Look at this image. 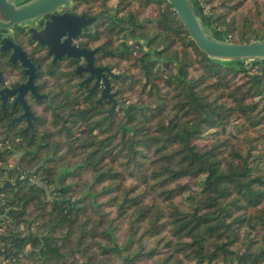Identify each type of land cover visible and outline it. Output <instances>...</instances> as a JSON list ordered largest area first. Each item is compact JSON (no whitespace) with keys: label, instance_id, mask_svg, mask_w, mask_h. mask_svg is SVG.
<instances>
[{"label":"trees","instance_id":"16d2710c","mask_svg":"<svg viewBox=\"0 0 264 264\" xmlns=\"http://www.w3.org/2000/svg\"><path fill=\"white\" fill-rule=\"evenodd\" d=\"M112 1L76 6L96 13ZM190 2L222 41H264L256 0ZM114 6L135 43L118 58L105 28L98 56L120 74L123 107L78 102L73 86L25 137L0 133V179L21 154L22 174L38 167L44 186L58 180L53 202L35 186L8 192L5 208L25 211V244L40 242L56 264H113L115 249L123 264H264V96L248 73L257 66L207 57L165 0Z\"/></svg>","mask_w":264,"mask_h":264},{"label":"flooded vegetation","instance_id":"af4514ba","mask_svg":"<svg viewBox=\"0 0 264 264\" xmlns=\"http://www.w3.org/2000/svg\"><path fill=\"white\" fill-rule=\"evenodd\" d=\"M10 1L17 3L21 0ZM76 1L77 0H74L71 2V4L74 6L73 12L77 16L84 14L86 18L96 17L108 8L115 10L113 14H109L107 16V18L111 17L112 22H117L118 19H122V17H124L120 11H118L116 6L103 7L96 13H89L87 10H84V7L77 8ZM0 19L3 20L1 16ZM42 21V18H40L32 22L25 23L23 25L17 26L9 33L12 37V40L19 44L20 48L23 52H25L29 61L34 65L35 76L33 79V87L36 88L39 98H37L30 90H23L22 93L17 92L14 96H8L3 103V108L2 102H0V133H2L5 137H12L14 135L22 138L25 137L26 132H31L35 124L41 119L40 111L46 107L54 108V102L64 103L62 98L66 95L67 90L73 86H75V88L71 89L68 94L69 97L75 94V96L78 97V102L84 98V100L87 101L91 100L95 106L107 104V109L102 111H106L110 114L114 110L121 108V106L116 105L112 112H110L109 109L111 108L112 103L108 98H104L100 101V103H96L101 97V91L103 89V81L101 78L98 83H96V79L94 77L88 83L81 84L82 81L90 77V75L84 71L76 72L79 66L83 68L85 67L83 59L76 60L64 58L52 63V57L48 56V50L46 46L39 45L38 43L31 40L30 34L27 32L28 28H40ZM127 24L129 25L133 23H130L129 21ZM114 27L115 28H110L108 27V23L103 22L98 24L95 28V35H85L84 32L81 31L80 35L75 38L72 43L90 51L95 50V53L93 54V64L96 68L103 69L107 67L111 69L112 75H108L105 71H102L101 73L110 84L109 93L113 95V99L121 103L120 96L117 94L118 91H116L118 88H116L117 86L113 84V81L120 78V74L113 66H109L100 60V56H98V52L104 50L102 42L98 41V35L101 33V31L107 28L111 33H113V41L117 37H121V32L118 31L119 26L115 25ZM2 33L6 34L5 32ZM120 41H122V39H120L117 43L118 52H115V56L117 54L118 58L120 57L121 50L123 49ZM11 53V50L0 53V90L6 89L8 92L16 91L28 81V75L26 74L27 69L23 68L19 62H9ZM45 62L47 64L43 65ZM58 79L60 80V83L56 81ZM19 95L21 97L20 99L25 103L29 109V112L31 113V127L29 128H27L28 123L26 120L24 118H20L24 113V109L23 105L20 103V99L17 101V97ZM20 156L21 154L18 155L19 160ZM43 164L44 162L42 161L41 165ZM37 168L38 167H35L33 171L36 172ZM30 172L31 171L28 173ZM35 172L31 175V180H39L41 182L42 177L36 176ZM12 175L9 176V178H1L0 186L3 185L4 181H9L10 185L14 184L16 176L14 171ZM21 176L23 177L25 175L21 173ZM41 184L43 183L41 182ZM25 185L26 184L18 185L16 188L8 189L0 194V264H56L55 259L42 258L40 242L36 244L37 241L35 240L34 245H31L30 243L25 244L26 228L23 224L25 211L19 208L20 206L22 207V203L21 205L19 204L18 210L15 209V202H12L11 204L13 207L5 208L7 199L12 197L11 194H8V192L16 191L18 188ZM47 188L51 189L54 187ZM55 191L56 190L50 194V198H54L56 200ZM14 214H17L18 216H15ZM15 217H17V219H15ZM37 239L40 241V235H38Z\"/></svg>","mask_w":264,"mask_h":264},{"label":"water","instance_id":"95a60500","mask_svg":"<svg viewBox=\"0 0 264 264\" xmlns=\"http://www.w3.org/2000/svg\"><path fill=\"white\" fill-rule=\"evenodd\" d=\"M74 0H21L14 3L10 0H0V53L12 51L9 62H19L20 65L27 69L26 74L28 75V81L25 85L21 86L16 91L8 92L6 89L0 90V102H5L8 96H14L17 92L22 93L23 90H30L37 98H39L36 88L33 87L34 79V65L29 61L25 52L22 51L19 44L12 40L9 34L17 26L23 25L28 22L42 18V24L40 28L29 27L28 33L32 41L39 45L46 46L48 50V56L52 57V63L62 59H76L84 60L85 67L79 66L76 72L84 71L90 75L89 78L82 81V83H88L95 77L96 83L99 82L100 78L103 81V89L101 91V97L96 103L104 98H108L112 103L110 112L116 105L121 107L122 104L113 99V95L109 93L110 84L107 79L103 77L102 71H105L108 75H112L110 68L99 69L93 64V54L95 50H87L86 48L74 45L72 42L75 38L80 35L83 31L85 35H95V28L98 24L103 22L108 23V27L115 28V25L119 26V32H125L131 30L127 25L129 22L128 18L118 19L117 22H112L111 17L107 16L115 12L114 9H105L96 17L86 18L84 14L77 16L73 12L74 6L71 4ZM171 7L174 13L177 15L181 24L186 28L188 35L197 46V48L203 52L207 57L222 60V61H242L250 60L249 65L240 67L241 70L249 69L252 66H257L259 75L254 76V83H258L259 87L256 89L258 96H264V41H251L243 44H232L225 41H221L210 37L204 31L199 18L195 12V9L191 5L190 0H165ZM70 4V5H68ZM199 13L202 11L199 8ZM204 25L209 26L211 23L210 18L203 20ZM212 31H216V27L211 28ZM5 32L6 34H3ZM126 35V33H124ZM124 35V36H125ZM122 46V44H121ZM9 94V95H8ZM17 101L21 98L20 95L17 97ZM15 101V102H17ZM20 103L23 105L24 113L20 118H24L28 123V127H31V113L28 107L20 99ZM19 157L13 166L15 172L14 184H9V181H4L3 185L0 186V194L8 189L16 188L18 185L26 184L29 186H36L43 190L47 196V200L54 201V198H50V194L57 190L58 180L54 188L48 189L46 186L41 184L39 180L32 181L31 173H27L24 177L21 176V172L18 169ZM60 204L64 201L58 200ZM69 203V201H66ZM126 261L117 253V259L114 264H122Z\"/></svg>","mask_w":264,"mask_h":264},{"label":"rangeland","instance_id":"374dc122","mask_svg":"<svg viewBox=\"0 0 264 264\" xmlns=\"http://www.w3.org/2000/svg\"><path fill=\"white\" fill-rule=\"evenodd\" d=\"M257 1V3H258V5H257V8H258V10L262 13L261 14V17H264V0H256ZM116 2V0H113L111 3H110V6H114V3ZM209 13V12H208ZM205 14V13H204ZM124 16V15H123ZM122 18H127L126 16H124V17H122ZM129 19V18H128ZM237 20L239 19V16H237V18H236ZM199 21H200V23H202V20H201V18H199ZM213 23V20L211 19V23L210 24H212ZM125 26H128L130 29H132V27L134 26L133 24H127V25H125ZM203 28H204V31L206 32V34L208 35V36H210V37H213V38H215V39H218V40H221L220 38V35L219 34H213V33H211L210 32V30H209V26H206V25H204L203 26ZM130 31L131 30H126L125 32L123 31V32H121V37H119V40L120 39H122V41H120L121 43L120 44H122V47H123V45L127 48V49H130L132 46H133V44L135 43V40L133 41L132 39H131V37H130ZM124 33H126V35L124 34ZM125 35V36H124ZM222 41V40H221ZM140 42V41H139ZM144 44L142 43V46H143ZM145 47V46H144ZM143 47V48H144ZM137 51H138V48L136 49V53H137ZM251 61L250 60H242V61H239V65H242V66H246V65H249V63H250ZM248 73L249 74H251V75H253V76H257V75H259L260 73H259V71L258 72H256V71H254V70H252V69H249L248 70ZM256 84V89L259 87V84L258 83H255ZM256 91V90H255ZM162 92L163 93H165L166 92V89L165 88H163V90H162ZM202 142L201 141H198V144H201ZM17 158H18V155H17V157H15V162H14V164L12 165V168H13V166L15 165V163H16V160H17ZM19 162V161H18ZM21 172V171H20ZM31 172H35V171H31ZM30 172V173H31ZM26 173H28V172H26ZM26 173L24 174V175H26ZM13 176V175H12ZM83 176H84V174H83ZM24 177V176H23ZM66 179H69V178H67V176H66ZM73 180H77V179H74V176H73ZM78 182H79V180H77ZM144 241H145V244L147 245V247H149V243H151L150 242V240L149 239H144ZM116 253H118L119 254V252L115 249L114 250ZM122 257V256H121ZM122 258H125V257H122ZM117 259V258H116ZM126 261H129V260H126ZM126 261H124V262H126ZM123 262V263H124ZM122 263V264H123Z\"/></svg>","mask_w":264,"mask_h":264}]
</instances>
